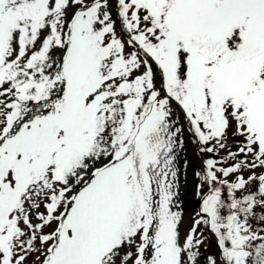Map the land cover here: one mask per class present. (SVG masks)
<instances>
[{
	"label": "snow or ice",
	"instance_id": "1",
	"mask_svg": "<svg viewBox=\"0 0 264 264\" xmlns=\"http://www.w3.org/2000/svg\"><path fill=\"white\" fill-rule=\"evenodd\" d=\"M0 264H264V0H0Z\"/></svg>",
	"mask_w": 264,
	"mask_h": 264
},
{
	"label": "rangeland",
	"instance_id": "2",
	"mask_svg": "<svg viewBox=\"0 0 264 264\" xmlns=\"http://www.w3.org/2000/svg\"><path fill=\"white\" fill-rule=\"evenodd\" d=\"M190 210V209H189Z\"/></svg>",
	"mask_w": 264,
	"mask_h": 264
}]
</instances>
